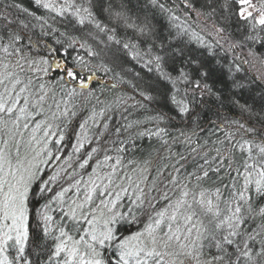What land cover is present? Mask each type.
I'll return each instance as SVG.
<instances>
[{"label":"snow or ice","instance_id":"6c2138e0","mask_svg":"<svg viewBox=\"0 0 264 264\" xmlns=\"http://www.w3.org/2000/svg\"><path fill=\"white\" fill-rule=\"evenodd\" d=\"M34 4L0 10V264H264V115L229 118L129 0ZM219 7L264 42V0Z\"/></svg>","mask_w":264,"mask_h":264},{"label":"trees","instance_id":"16d2710c","mask_svg":"<svg viewBox=\"0 0 264 264\" xmlns=\"http://www.w3.org/2000/svg\"><path fill=\"white\" fill-rule=\"evenodd\" d=\"M119 2V0H115ZM170 13L161 12L158 8L147 7L144 5L146 0H129L128 7L133 15L140 16L141 19L145 15L151 20L156 30V35L159 39L156 43L159 44L163 40L171 49H178L182 55L176 58V67H183L186 71L196 75L199 72H206L207 77L204 80L209 84L213 91L218 93L224 101L222 112L227 113L229 118H241L242 113L239 105L248 106L253 114L258 118L264 115V42L243 41V36L246 35L242 30H238V25L235 20H227V13L222 12L219 5L223 0H188L192 4V8L185 6V0H160ZM13 3H18L22 7L28 8L30 11L36 12L37 15L43 14L42 9H39L34 0H0V10H5V5H9L6 9L13 15H17V9L10 7ZM216 11L213 15H197L200 13ZM176 16L179 19L170 20L169 16ZM21 18L23 16L21 15ZM179 25V28L173 27ZM215 27H224L227 41L221 40L220 44L216 41L219 37L214 31ZM180 28L186 29L184 33L177 36ZM193 32L197 33L199 39L193 36ZM123 34V30H122ZM128 35H133L131 32ZM175 39H169V36ZM237 40L242 41L240 47L234 50L229 48L230 43ZM203 41V43H201ZM251 49L254 55L249 54ZM76 53H73L75 55ZM254 69L249 65L250 61H254ZM125 66L131 68L133 72L146 74V69L142 70V66L127 57H122ZM249 61L245 63L244 61ZM188 61H197L196 64L188 63ZM131 79V75L127 77ZM204 104L201 108L202 116L205 119L212 118V112L220 107L219 102L215 97L205 96ZM154 108L161 105H153ZM211 109V111H209ZM168 111L167 108L164 109ZM175 115V113H172ZM144 115L143 112L133 113L131 119L140 118ZM244 119H249V114H243ZM114 123H122L117 118ZM176 126H179V117L176 120ZM140 145L141 152L144 154L148 151V146L151 143L149 140L137 141ZM141 152H137L139 156Z\"/></svg>","mask_w":264,"mask_h":264},{"label":"rangeland","instance_id":"374dc122","mask_svg":"<svg viewBox=\"0 0 264 264\" xmlns=\"http://www.w3.org/2000/svg\"><path fill=\"white\" fill-rule=\"evenodd\" d=\"M256 59H257V58H255L254 61H253V59H252V61H250L251 64H250L249 66H250L251 68H253V69H254V62H256Z\"/></svg>","mask_w":264,"mask_h":264}]
</instances>
